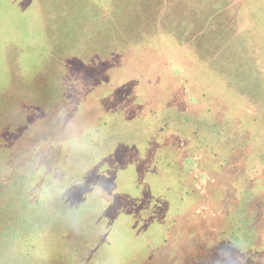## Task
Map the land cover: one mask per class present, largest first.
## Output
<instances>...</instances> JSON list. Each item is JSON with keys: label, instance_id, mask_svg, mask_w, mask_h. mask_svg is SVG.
I'll list each match as a JSON object with an SVG mask.
<instances>
[{"label": "rangeland", "instance_id": "obj_1", "mask_svg": "<svg viewBox=\"0 0 264 264\" xmlns=\"http://www.w3.org/2000/svg\"><path fill=\"white\" fill-rule=\"evenodd\" d=\"M0 264H264V0H0Z\"/></svg>", "mask_w": 264, "mask_h": 264}]
</instances>
